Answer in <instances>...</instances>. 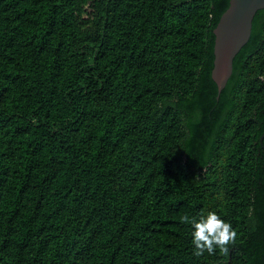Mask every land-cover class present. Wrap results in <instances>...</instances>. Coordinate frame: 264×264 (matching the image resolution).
<instances>
[{
	"label": "trees",
	"instance_id": "obj_1",
	"mask_svg": "<svg viewBox=\"0 0 264 264\" xmlns=\"http://www.w3.org/2000/svg\"><path fill=\"white\" fill-rule=\"evenodd\" d=\"M228 4L0 0V264H264V9L218 94Z\"/></svg>",
	"mask_w": 264,
	"mask_h": 264
},
{
	"label": "water",
	"instance_id": "obj_2",
	"mask_svg": "<svg viewBox=\"0 0 264 264\" xmlns=\"http://www.w3.org/2000/svg\"><path fill=\"white\" fill-rule=\"evenodd\" d=\"M261 9H264V0H229L228 7L213 29L211 77L217 85L218 94L232 74L233 58L249 40L255 13Z\"/></svg>",
	"mask_w": 264,
	"mask_h": 264
},
{
	"label": "clouds",
	"instance_id": "obj_3",
	"mask_svg": "<svg viewBox=\"0 0 264 264\" xmlns=\"http://www.w3.org/2000/svg\"><path fill=\"white\" fill-rule=\"evenodd\" d=\"M182 220L191 227V243L197 256L204 252L213 255L217 250L226 254L228 245L235 239L231 224L215 212H209L199 219L184 216Z\"/></svg>",
	"mask_w": 264,
	"mask_h": 264
}]
</instances>
